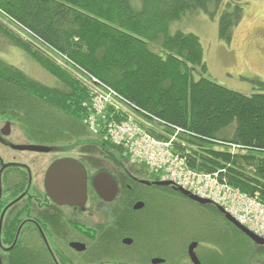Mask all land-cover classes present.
Wrapping results in <instances>:
<instances>
[{
    "label": "trees",
    "instance_id": "16d2710c",
    "mask_svg": "<svg viewBox=\"0 0 264 264\" xmlns=\"http://www.w3.org/2000/svg\"><path fill=\"white\" fill-rule=\"evenodd\" d=\"M232 5L224 10L225 0H0V18L7 22L0 23V37L58 82L45 86L0 57V118L19 122L36 144L78 147L96 167L121 164L119 148L92 140L84 124L91 93L70 68L113 89L147 116L186 131L179 136L184 147L178 150L188 153L190 168L218 172L222 182L264 203V83L247 95L212 78L196 79L197 70L207 72L203 45L192 33L173 31L188 13L203 11L215 19L221 12L219 37L230 44L243 14L241 5ZM140 169L147 174L145 167ZM2 171L0 160V180L14 174L9 169L1 177ZM123 188L124 197L140 195L138 189ZM163 189L166 196L173 193ZM183 198L199 208L185 225L191 234L182 233L187 220L177 208L182 202L174 197H159L155 218H134V227L174 228L181 242L199 240L209 243L212 252H227L228 264H264V247L216 206Z\"/></svg>",
    "mask_w": 264,
    "mask_h": 264
},
{
    "label": "flooded vegetation",
    "instance_id": "af4514ba",
    "mask_svg": "<svg viewBox=\"0 0 264 264\" xmlns=\"http://www.w3.org/2000/svg\"><path fill=\"white\" fill-rule=\"evenodd\" d=\"M7 123L10 128H6ZM13 123L19 124L0 118V137L11 135ZM37 145L40 144L33 142V146ZM15 147L10 148L23 151ZM55 159L53 163L71 158ZM0 160L4 166L1 177L9 169L14 173L11 179L6 176L0 180V264H198L189 252L195 243L193 252L199 264L215 262L212 246L207 242L151 241L161 233L158 227H134L139 217L155 218L159 197H174L186 203V196L176 187L159 186L160 180L138 167L121 163L112 165L114 168L95 166L93 173L88 170L85 203L71 206L55 203L46 192L45 179L52 164L43 175V188L32 191L31 174L24 164L6 166L1 157ZM104 173L117 186L115 197L111 183L105 182L101 191L94 186V178ZM20 175L22 178H18ZM124 184L133 193L138 189L140 195L122 196ZM163 188H170L173 193L166 196ZM218 258L228 264L227 252H219Z\"/></svg>",
    "mask_w": 264,
    "mask_h": 264
},
{
    "label": "rangeland",
    "instance_id": "374dc122",
    "mask_svg": "<svg viewBox=\"0 0 264 264\" xmlns=\"http://www.w3.org/2000/svg\"><path fill=\"white\" fill-rule=\"evenodd\" d=\"M239 4L243 9L240 23L233 29L231 43L224 42L219 37V21L218 17L210 18L203 11L188 13L180 23L175 24L173 31L179 30L183 33H192L199 37L204 49V62L207 65V72L203 73L201 69L194 74L196 79L202 75L212 78L219 85L233 89L237 92L247 95L258 92L259 83H264V0H225L226 4ZM232 5V7H233ZM229 7L230 10H232ZM1 24H6L0 18ZM10 29V25H8ZM25 39L26 35L22 33ZM0 57L8 63L17 66L21 71L27 73L34 80L39 81L45 86L55 87L58 85L57 80L46 70H44L35 61L29 60L24 53L18 51L14 47L8 48L7 40L0 37ZM62 69L67 71L66 65L58 60ZM72 77L76 81H80L83 86L93 88V81L82 77L80 73L72 69H68ZM27 147L33 146V142L24 133L20 124H12L11 135L0 137V157L6 166L22 165L30 171L32 179V191H39L43 188V175L50 164H53L55 158L68 157L79 159L84 162L86 169L93 173L94 165L87 161L84 154L78 147L56 146L49 153H34L31 151H12L10 147ZM96 159L104 162L102 157L95 155ZM107 167L114 168L109 162H105ZM126 164V163H124ZM128 166V165H127ZM48 171V170H47ZM182 201L179 200V203ZM181 215H184L182 233L191 234L192 231L186 229L190 216L194 217V213L199 212V208L190 205V203H181L177 207ZM188 218V219H187ZM161 233L156 234V240L151 241H176L178 240V232L174 228L171 231L169 227L157 225ZM179 228V227H178ZM180 229V228H179ZM181 230V229H180ZM185 235L182 238H185ZM216 264H223L218 258L219 253L212 252ZM212 264H215L213 260Z\"/></svg>",
    "mask_w": 264,
    "mask_h": 264
},
{
    "label": "built area",
    "instance_id": "2783aa9c",
    "mask_svg": "<svg viewBox=\"0 0 264 264\" xmlns=\"http://www.w3.org/2000/svg\"><path fill=\"white\" fill-rule=\"evenodd\" d=\"M94 81L97 85L93 88L92 103L96 114L92 115L88 121L94 129L96 127L95 118L102 115L105 117L104 112L115 109L112 115L124 112L130 115L131 112L127 110L129 107L130 109H137L142 116L148 117L149 120L174 130L176 135L171 137L169 141H159L148 133L147 128L137 123L132 116H128L122 124L112 123L108 135L114 143L123 145L127 149L133 163H146L154 171H163L168 179H172L179 186H184L200 197H207L224 206L242 225L264 237L263 203L249 195L242 194L238 190H233L226 181L222 182L219 179L220 174L217 172L202 175L191 171L185 164V159L173 153V142L176 140V136L179 133H186V131L167 125L159 118L147 116L135 105L122 99L113 89L96 80Z\"/></svg>",
    "mask_w": 264,
    "mask_h": 264
},
{
    "label": "water",
    "instance_id": "95a60500",
    "mask_svg": "<svg viewBox=\"0 0 264 264\" xmlns=\"http://www.w3.org/2000/svg\"><path fill=\"white\" fill-rule=\"evenodd\" d=\"M6 128H10V123H7ZM7 134V133H4ZM16 150H31L34 152L41 153H49L51 148H46L40 145L37 146H27V147H15ZM46 175V192H48L50 198L55 203L59 204H68V205H78L84 204L85 199L87 198V177L88 172L85 169L84 165L79 161L71 158V159H60L53 163ZM94 186L99 191L101 187L106 183H111L113 185L112 189V197L116 196L117 186H115V182L113 178L108 173L99 174L94 178ZM144 184L149 185L148 182H143ZM172 183L170 182H160L158 185L160 186H170ZM179 192L183 193L185 196H189L191 200H194L201 205L211 204L209 200H202L199 197L192 196L188 191L182 189H178ZM220 211L224 214L226 219H228L236 228L240 229L248 238H251L258 246L264 247V239L258 238L255 234H253L250 230L246 229L242 225H240L233 217L229 214H226L224 209L219 208ZM195 244L190 246L189 252L191 253L193 260L198 262L195 253L193 252Z\"/></svg>",
    "mask_w": 264,
    "mask_h": 264
}]
</instances>
